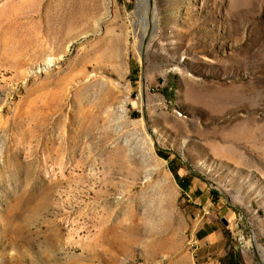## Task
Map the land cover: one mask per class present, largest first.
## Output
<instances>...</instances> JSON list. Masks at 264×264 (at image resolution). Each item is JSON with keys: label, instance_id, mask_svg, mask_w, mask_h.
<instances>
[{"label": "rangeland", "instance_id": "obj_1", "mask_svg": "<svg viewBox=\"0 0 264 264\" xmlns=\"http://www.w3.org/2000/svg\"><path fill=\"white\" fill-rule=\"evenodd\" d=\"M0 264H264V0H0Z\"/></svg>", "mask_w": 264, "mask_h": 264}, {"label": "crops", "instance_id": "obj_2", "mask_svg": "<svg viewBox=\"0 0 264 264\" xmlns=\"http://www.w3.org/2000/svg\"><path fill=\"white\" fill-rule=\"evenodd\" d=\"M211 229L207 225H202L199 228V239L197 240L196 249L201 251L203 249H210L215 241H217V233L210 231ZM211 254H207L210 256Z\"/></svg>", "mask_w": 264, "mask_h": 264}, {"label": "bare ground", "instance_id": "obj_3", "mask_svg": "<svg viewBox=\"0 0 264 264\" xmlns=\"http://www.w3.org/2000/svg\"><path fill=\"white\" fill-rule=\"evenodd\" d=\"M141 1V0H140ZM143 1H147V0H143Z\"/></svg>", "mask_w": 264, "mask_h": 264}, {"label": "built area", "instance_id": "obj_4", "mask_svg": "<svg viewBox=\"0 0 264 264\" xmlns=\"http://www.w3.org/2000/svg\"><path fill=\"white\" fill-rule=\"evenodd\" d=\"M192 247H194V246L192 245ZM195 248H196V246H195Z\"/></svg>", "mask_w": 264, "mask_h": 264}, {"label": "water", "instance_id": "obj_5", "mask_svg": "<svg viewBox=\"0 0 264 264\" xmlns=\"http://www.w3.org/2000/svg\"><path fill=\"white\" fill-rule=\"evenodd\" d=\"M225 223V222H224Z\"/></svg>", "mask_w": 264, "mask_h": 264}]
</instances>
